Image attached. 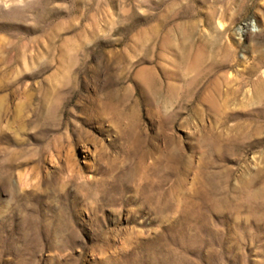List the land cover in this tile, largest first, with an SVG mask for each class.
Wrapping results in <instances>:
<instances>
[{
    "label": "rangeland",
    "instance_id": "rangeland-1",
    "mask_svg": "<svg viewBox=\"0 0 264 264\" xmlns=\"http://www.w3.org/2000/svg\"><path fill=\"white\" fill-rule=\"evenodd\" d=\"M0 264H264V0H0Z\"/></svg>",
    "mask_w": 264,
    "mask_h": 264
}]
</instances>
